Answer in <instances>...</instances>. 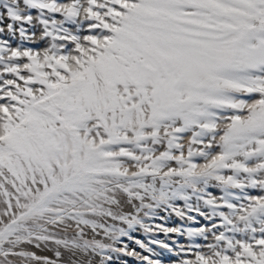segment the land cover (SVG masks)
Here are the masks:
<instances>
[{
	"label": "snow or ice",
	"instance_id": "snow-or-ice-1",
	"mask_svg": "<svg viewBox=\"0 0 264 264\" xmlns=\"http://www.w3.org/2000/svg\"><path fill=\"white\" fill-rule=\"evenodd\" d=\"M202 179L260 191L209 196L232 212L178 264H264V0H0V264H63L42 245L76 246L46 234L65 221L131 224Z\"/></svg>",
	"mask_w": 264,
	"mask_h": 264
},
{
	"label": "rangeland",
	"instance_id": "rangeland-1",
	"mask_svg": "<svg viewBox=\"0 0 264 264\" xmlns=\"http://www.w3.org/2000/svg\"><path fill=\"white\" fill-rule=\"evenodd\" d=\"M8 2L10 3V0ZM38 13L39 10L37 9H29L23 14L33 15V27L37 31H40V26L35 20ZM7 22L5 21V23ZM12 24L14 31L8 33L7 38L14 46H26L27 41L23 40L19 33L15 31L20 25L15 21H12ZM24 27L28 28L29 31L33 30V28H29L27 25H24ZM243 183L245 187L235 188L221 185L212 179H202L196 182L194 186L179 189V194L168 199L167 204L172 207H178L185 215H177L176 212L172 211V207L164 211L162 209L165 205H160L154 210L143 209L138 215L137 220L131 224L120 220H109L107 217L86 216V219L95 222L97 228L96 232H93L89 225H81L83 236L77 235L76 225L72 221H65V224L60 227L59 231L46 234L55 235L58 239L74 241L76 246L68 245L65 248L48 241L44 242L42 246L51 248L52 251L59 250L62 253L61 260L63 264H150V261L157 260L160 261V264H178L182 248L194 244H204L203 237L205 235H208L211 239V233H197L194 231L195 229H199L202 225L210 226L217 224L221 220V217L218 215L220 212L226 215H230L232 212V209L226 206L216 208L208 205L205 203V200L211 196L216 197L217 202L225 204L239 206L240 204L247 203L245 197L256 194L260 191V188L251 185L246 179L243 180ZM152 203L156 202L153 201ZM109 207L115 216H121L131 211V209H121L119 206ZM189 209H196L197 211ZM199 213H203V215ZM100 225H103V227ZM154 225H164L169 229L177 228L179 232L170 231L165 233L164 231L155 230ZM251 225L257 228L261 226L255 220L251 222ZM109 227L112 230L105 234L104 229ZM239 228L241 231L238 232H225L224 228L212 229V231L223 232L227 238L233 240L247 239L252 234L250 228L246 231L244 230L245 224L243 223L239 225ZM84 240L88 241L87 245L84 243ZM95 241H98L104 247H96ZM124 245H127L129 250L134 249L142 257H149V260L123 255L119 251L113 250L120 249ZM161 245H168V247H162ZM46 254L50 255L51 253ZM108 257H111V259H107Z\"/></svg>",
	"mask_w": 264,
	"mask_h": 264
}]
</instances>
